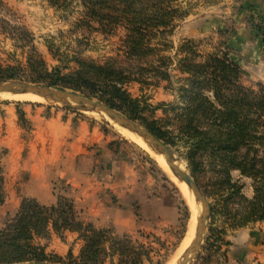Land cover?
Masks as SVG:
<instances>
[{"label": "trees", "instance_id": "obj_1", "mask_svg": "<svg viewBox=\"0 0 264 264\" xmlns=\"http://www.w3.org/2000/svg\"><path fill=\"white\" fill-rule=\"evenodd\" d=\"M221 1L47 0L73 27L72 33L112 38L120 30L125 32L115 55L103 62L79 58L77 68L68 73L49 70L33 46V34L0 18V31L16 47L30 48L25 64L4 66L0 60V80L18 79L21 72L28 71L30 82L91 96L134 120H142L165 144L174 148L184 145L185 158L199 188H204L205 200L214 199L209 204V235L195 264H228L229 250L224 251L225 246L232 245L227 236L228 222L234 230L264 223V84L257 89L245 86L241 65L228 51L205 52L201 40L186 39L174 53L165 54L173 48L166 38L193 8ZM257 28L264 37V21ZM163 82L174 85L177 100L162 105L164 118L144 117L145 108L127 87L132 83L159 87ZM235 173L253 180V198L244 194ZM5 200V179L0 173V207ZM222 216L228 220L226 227L216 228L215 221ZM53 232H74L82 239L78 256L70 252L65 258L56 257L64 264H146L151 259L150 249L130 236H116L110 229L82 221L74 200L59 196L56 204L49 206L33 198L23 200L15 217L0 227V264L44 263L46 249L37 241L49 240Z\"/></svg>", "mask_w": 264, "mask_h": 264}, {"label": "rangeland", "instance_id": "obj_2", "mask_svg": "<svg viewBox=\"0 0 264 264\" xmlns=\"http://www.w3.org/2000/svg\"><path fill=\"white\" fill-rule=\"evenodd\" d=\"M0 2L2 3L0 18H4L10 24L24 27L33 34V46L44 58L51 71L57 68L63 73L71 72L77 68L76 60L79 58L103 62L117 53L116 50L125 35L123 30L112 38H106L100 34L90 36L72 33L73 27L61 18L60 12L49 6L47 0H0ZM263 21L264 0H222L216 5H198L192 9L191 15L179 23L173 34L166 38L173 48L165 51V54L174 53V49L186 39L204 41L202 50L205 52L222 54L228 51L231 57L241 65L242 83L257 89L260 84H264V37L257 28V25ZM29 50V47L26 50L16 47L8 35L0 31V60L4 66L16 65L19 62L25 64ZM175 73L178 72L175 71ZM19 76L18 79L13 80L33 83L29 81L30 72H21ZM174 80L177 79L174 78ZM127 90L135 99L141 101L145 108L144 117L155 119L165 117V107L163 108L162 105L171 104L178 98L174 85L167 82H163L159 87H143L140 83H132ZM4 108L14 109L15 123L20 135L17 140L0 143V173L5 179L6 192L5 203L0 207L1 228L15 217V202L24 198L28 190L33 187L45 188L44 178L48 179L50 191L57 198L65 196L74 200L69 194L71 172L80 170L84 175L90 174L95 169L94 158L101 157V154L105 153L107 160L112 162L126 160L142 176L151 177L150 184L153 189L156 188L162 194L166 193L168 197L164 199L178 209L177 226H159L153 230L143 228L133 235L125 234L138 244L150 249L151 259L146 261V264H171L173 260L177 261L178 251L189 223L191 206L156 160L127 134L130 130H120L113 124V120H101L68 106L0 101L1 138L7 135V114ZM39 116L47 121H60L70 128L72 134L77 131L91 133L95 131V140L89 146L85 142L79 144L78 148L83 152L77 158L68 160L72 137L65 132L57 140L45 135L35 136L32 118ZM135 121L146 128L142 120ZM82 124H84L83 128H81ZM170 148L185 162L187 170L192 174L190 164L185 158L184 145L175 148L170 146ZM233 176L244 186V194L250 199L253 198V180L240 173H235ZM159 186L165 191L161 192ZM205 187L209 192L213 191L209 185L206 184ZM199 190L202 194L204 188ZM23 200L19 202L22 204ZM213 202L214 199L206 201L208 229L203 242L209 235L212 220L209 204ZM76 208L80 219L88 222L82 217L81 210ZM225 210L226 207L223 211ZM226 221L228 220L224 216L217 218L215 227H226ZM229 224L228 222V237L234 235L236 230L238 231V229H232ZM258 224L262 230L264 223ZM95 226L99 229H110L115 233L111 226ZM37 242L46 249L47 260L44 262L46 264H64V260H58L56 257L65 258L70 252L78 256L83 247L82 239L74 232H66L63 235L53 232L49 240L38 239ZM229 248L225 246L224 251ZM197 256L192 264H195ZM219 258L224 257L219 256Z\"/></svg>", "mask_w": 264, "mask_h": 264}, {"label": "crops", "instance_id": "obj_3", "mask_svg": "<svg viewBox=\"0 0 264 264\" xmlns=\"http://www.w3.org/2000/svg\"><path fill=\"white\" fill-rule=\"evenodd\" d=\"M4 110L7 114V135L1 138L0 129V143L12 142L20 135L15 123L14 109ZM32 120L35 136L45 135L57 140L65 132L72 137L68 160L77 158L83 152L78 148L79 144L85 142L89 146L95 140V131H77L72 134L70 128L58 120L47 121L40 116L33 117ZM94 166V171L86 175L80 170H73L72 179L69 180V194L74 198L76 207L81 210L84 220L102 227L111 226L120 236L133 235L143 228L153 230L159 226L178 225V209L164 199L168 197L166 193L162 194L156 188L153 189L150 184L151 177L142 176L126 160H107L105 153L94 158ZM48 182L44 178L45 188L33 187L26 192L24 198H33L48 206L56 204L58 198L51 193ZM158 188L161 192L165 191L161 186ZM19 201L15 202V215L21 206ZM260 227L258 224L242 228L228 237L232 244L227 254L228 264H264V228L260 230Z\"/></svg>", "mask_w": 264, "mask_h": 264}, {"label": "water", "instance_id": "obj_4", "mask_svg": "<svg viewBox=\"0 0 264 264\" xmlns=\"http://www.w3.org/2000/svg\"><path fill=\"white\" fill-rule=\"evenodd\" d=\"M0 88L11 92L21 93L37 97H54L65 101H74L80 106L90 108L94 115L101 120H114L117 121L121 127L127 130L137 132L144 141L149 142L156 149V151L163 156V158L177 171L179 176L185 181L189 193L191 195V212L187 230L183 241L178 251V258L175 264H180L187 248L190 246L194 229L198 224L199 212L201 206H206V200L201 194L192 174L185 167L183 160L179 158L164 141L160 140L149 129L142 127L138 122L129 116L113 109L104 102L91 98L88 95L71 91L63 88H56L47 85H39L19 80H0ZM74 109V108H72ZM76 110V109H74ZM79 111V110H76ZM81 112V111H79ZM83 113V112H81ZM86 114V113H85ZM13 264H46L38 262H21Z\"/></svg>", "mask_w": 264, "mask_h": 264}, {"label": "bare ground", "instance_id": "obj_5", "mask_svg": "<svg viewBox=\"0 0 264 264\" xmlns=\"http://www.w3.org/2000/svg\"><path fill=\"white\" fill-rule=\"evenodd\" d=\"M0 101L32 102V103H42L50 106H61V107L68 106L70 108H74L88 115H94L93 111L90 108L80 106L74 101L60 100L50 96L37 97V96H30L21 93H11L2 88H0ZM112 122L120 130L126 131L123 127H121V125L117 121L113 120ZM127 134L156 160V162L163 169V171L169 177V179L180 189L187 203L191 205V195L189 193L187 185L185 181L179 176L177 171L163 158L161 154H159L156 151V149L152 146L151 143L144 141L137 132L130 130L127 132ZM183 163L187 168L184 161ZM201 208L202 209L199 212L198 224L194 229L191 244L187 248L180 264H192V262L194 261L197 254L200 251L201 245L206 235V231L208 229V222L206 220L207 208L204 205H202ZM175 263H176L175 260L171 262V264H175Z\"/></svg>", "mask_w": 264, "mask_h": 264}]
</instances>
